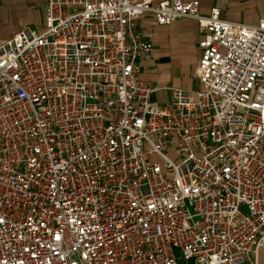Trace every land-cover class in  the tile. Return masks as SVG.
<instances>
[{
	"label": "built area",
	"instance_id": "obj_1",
	"mask_svg": "<svg viewBox=\"0 0 264 264\" xmlns=\"http://www.w3.org/2000/svg\"><path fill=\"white\" fill-rule=\"evenodd\" d=\"M43 12L0 41V264H264V17L197 0ZM147 16L200 37L201 88L163 105L140 79Z\"/></svg>",
	"mask_w": 264,
	"mask_h": 264
},
{
	"label": "crops",
	"instance_id": "obj_2",
	"mask_svg": "<svg viewBox=\"0 0 264 264\" xmlns=\"http://www.w3.org/2000/svg\"><path fill=\"white\" fill-rule=\"evenodd\" d=\"M43 0H0V13L21 12L31 4ZM165 1V0H157ZM189 2L192 0H183ZM200 13L207 15L211 8H219L221 18L229 22L256 24L264 17V0H197ZM45 4V3H44ZM32 7V6H31ZM14 33L23 25L16 19L10 21ZM30 27V26H24ZM22 28V29H23ZM139 29L151 43L149 56L139 60L140 79L152 83L161 90L152 96V101L163 105L173 98L174 89H193L192 77L199 58L200 39L196 23L180 19L169 26H158L151 16L139 22ZM20 31V30H19ZM6 40V38H0Z\"/></svg>",
	"mask_w": 264,
	"mask_h": 264
},
{
	"label": "rangeland",
	"instance_id": "obj_3",
	"mask_svg": "<svg viewBox=\"0 0 264 264\" xmlns=\"http://www.w3.org/2000/svg\"><path fill=\"white\" fill-rule=\"evenodd\" d=\"M44 3L45 0H43L41 3L37 2L35 4H31L28 7L24 6L25 9L23 11L13 12L12 13L13 15L7 13L9 11L0 13V38L9 39L14 35L13 33L15 30L12 29V23L10 22L12 21L13 18L16 19L18 22H20L23 25V27L30 26L36 29L37 31L43 30V26H44L43 11L45 5ZM191 77L193 81V89L201 88V86L198 85V83L195 81L194 76Z\"/></svg>",
	"mask_w": 264,
	"mask_h": 264
}]
</instances>
